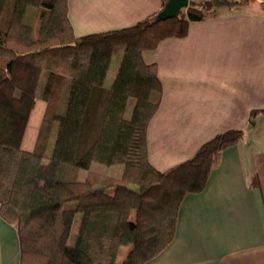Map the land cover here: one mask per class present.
Segmentation results:
<instances>
[{
	"label": "trees",
	"instance_id": "16d2710c",
	"mask_svg": "<svg viewBox=\"0 0 264 264\" xmlns=\"http://www.w3.org/2000/svg\"><path fill=\"white\" fill-rule=\"evenodd\" d=\"M243 2L190 0L174 17L157 20L160 8L131 26L76 36L69 0H0V215L17 230L20 264H145L173 240L184 197L205 189L222 151L245 130L221 131L190 158L156 168L147 128L163 87L143 53L185 36L191 21ZM38 98L47 107L29 150L22 142ZM117 165L119 174L106 169Z\"/></svg>",
	"mask_w": 264,
	"mask_h": 264
},
{
	"label": "crops",
	"instance_id": "0c3cea01",
	"mask_svg": "<svg viewBox=\"0 0 264 264\" xmlns=\"http://www.w3.org/2000/svg\"><path fill=\"white\" fill-rule=\"evenodd\" d=\"M161 4L69 0V18L82 36L131 26ZM143 56L157 64L163 87L147 128L148 157L156 168L165 171L190 158L221 131L245 130L242 140L222 151L205 189L184 197L173 240L145 264H264V9L221 6L191 21L185 36L167 37ZM39 103L44 118L47 103ZM35 133L36 127L25 137L26 149L35 148ZM255 177L258 184L251 185ZM81 219L78 213L71 244ZM126 247L119 262L131 249ZM0 264H20L17 230L1 215Z\"/></svg>",
	"mask_w": 264,
	"mask_h": 264
},
{
	"label": "rangeland",
	"instance_id": "374dc122",
	"mask_svg": "<svg viewBox=\"0 0 264 264\" xmlns=\"http://www.w3.org/2000/svg\"><path fill=\"white\" fill-rule=\"evenodd\" d=\"M242 1H244L242 4L243 6H248V7L256 6L259 9H262V8L264 9V0H242ZM242 5H239V6H242ZM122 50H123V48H121L119 50V52L116 53L114 58H113L111 67L109 69V72H108V75L106 78V84H109L111 82V80L113 79L114 75L116 74L117 67H118L119 62L121 60ZM43 78H44V76H43ZM40 105H41L40 103L35 105L32 113H31V117H30V121H29V124L27 127V131H26V134L24 136V140L22 142L23 148H27L28 141H29V140L25 141V137H26V139H27V135H28V137H30V135L34 133L35 127H36V133L34 136H36V138L38 136L37 134L39 132V128L41 126V122H42V118H43L42 112L40 113ZM52 131L54 132L53 127H52ZM53 142H54V133H51V137L49 138L47 147L45 148V151H44V159H43V165H42V170H41L42 176H43V174H45V171L47 168L48 159H49L50 154H51L52 149H53ZM106 169L108 170V172H111L114 174H119L121 172L122 167L120 165H117V166L107 167ZM126 248H127L126 246L121 247L120 255L123 254V252L126 250Z\"/></svg>",
	"mask_w": 264,
	"mask_h": 264
},
{
	"label": "water",
	"instance_id": "95a60500",
	"mask_svg": "<svg viewBox=\"0 0 264 264\" xmlns=\"http://www.w3.org/2000/svg\"><path fill=\"white\" fill-rule=\"evenodd\" d=\"M190 0H166L164 6L156 15V19H166L180 14V12L187 8Z\"/></svg>",
	"mask_w": 264,
	"mask_h": 264
}]
</instances>
